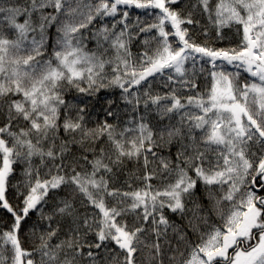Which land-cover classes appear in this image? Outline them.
Returning <instances> with one entry per match:
<instances>
[{
    "label": "snow or ice",
    "instance_id": "snow-or-ice-1",
    "mask_svg": "<svg viewBox=\"0 0 264 264\" xmlns=\"http://www.w3.org/2000/svg\"><path fill=\"white\" fill-rule=\"evenodd\" d=\"M120 6L124 10L115 19ZM185 7L183 0H99L95 4L90 0H25L23 4L20 0H0V115L7 120L0 126V210L11 216L10 221L0 218V228L6 227L0 232V264H84L85 260L89 264H136L134 254L139 251L140 237L148 232L149 223L156 236V242L148 245L153 253L149 264H163L160 237L166 236L167 229L171 227L176 234L177 251L187 239L186 231L171 225L164 211L167 208L180 212L183 217L185 199L193 198L188 227L198 231L196 221H206V217L198 215L204 208L194 198L201 182L222 226L214 227L206 239L201 234V243L192 248L186 259L181 253L179 264H264V0H218L215 9L211 0H197L193 5L207 14L221 39L220 30L225 26H242V41L236 48L218 49L192 40L185 25L198 22L191 11L185 15ZM132 8L144 10L145 15L153 16V22L137 16L129 23L127 9ZM97 17H112L114 22L111 27L103 24L86 37L84 30ZM21 18L23 22H19ZM53 27L54 35L50 34ZM153 31L156 35L144 41L146 49L134 59L131 40ZM170 37L177 41L175 45ZM89 39L95 41L92 50L84 43ZM50 41L52 54L44 60ZM152 42L155 48H151ZM197 55L203 63H211L213 69L207 99L188 96L184 103L176 87L160 95L153 94L149 85L140 93L142 82L166 71L169 74L165 87L176 84L195 89ZM189 61L191 69L186 67ZM225 63L243 69L255 81L241 85L239 72L215 70ZM109 67L110 78L106 71ZM65 82L97 102L102 89L118 87L121 99L133 112L141 103L145 109L154 106L160 125L166 117L171 119L173 114L182 112L183 115L178 125H162L158 132L144 122L143 116L139 123L135 117L126 121V125L134 127L117 131L118 123L107 119L115 117L119 122V116L111 109L114 101L105 97L106 119L89 127L91 102L70 106L62 95ZM15 96L22 99H13ZM192 105L202 114L185 111ZM21 118L30 126L13 131V122ZM61 128L67 139L60 138ZM196 129L204 133L199 140L194 135ZM130 133H135L131 139ZM105 136L107 141L101 144ZM177 140L175 164L167 157H159L160 169L176 175L175 181L163 190H153L149 183L135 191L111 187L106 177L125 157L139 161L143 156L142 179H153L154 172H149L148 167L158 157L154 149ZM73 146L78 154L71 151ZM212 146L220 149L215 161L206 156ZM35 157H39L41 165L53 162L55 174L49 169L46 175L50 178L42 180L40 166L33 165ZM57 160L60 162L55 163ZM21 161L25 165L23 179L13 185L14 165ZM85 166H90L91 171ZM225 185L227 191L217 198L212 189L219 186L223 192ZM61 187L66 188L65 195L55 199L46 214L42 205ZM10 189H15V204L9 197ZM77 196L85 197L98 209V219L86 214L81 217L75 205ZM107 198L116 199L117 203L109 206ZM225 201L230 205L227 213L221 206ZM33 211H38L39 219L25 236L35 238L39 231V243L26 249L20 233ZM129 213L136 214L139 226L129 227L126 220H121ZM43 221L48 222L47 226L39 228ZM54 221L56 227L52 226ZM63 223L67 224L64 238L53 243L60 236ZM84 230H95L97 243H87ZM108 240L125 253L122 261L107 249L101 261L99 250ZM171 259L177 260L175 256Z\"/></svg>",
    "mask_w": 264,
    "mask_h": 264
},
{
    "label": "trees",
    "instance_id": "trees-1",
    "mask_svg": "<svg viewBox=\"0 0 264 264\" xmlns=\"http://www.w3.org/2000/svg\"><path fill=\"white\" fill-rule=\"evenodd\" d=\"M15 2V0H13ZM25 0H20V3H24ZM91 3L95 4L98 3L99 0H90ZM218 2V0H211V7L215 9V5ZM197 4V0H183V5L185 7V15L188 11H191L193 13V19L194 21H197L198 23H194L193 25H185V27L188 28L191 39L194 40L197 44L200 45H207L209 47L213 48H236L240 45L242 41V26L231 24L228 26H225L222 28L221 35L222 39L218 37L217 35V29L216 27L209 21L208 16L206 13L202 11V8L200 7H193V5ZM181 5H178L179 7ZM121 11L118 12L115 19H119L121 16L122 11L124 10V6H120ZM130 12V19L129 23H133L136 20V17L139 16L140 19L147 20L148 23L153 22V16H147L145 15V11L142 9H127ZM46 11H52L51 9H47ZM158 12V10H153V13ZM19 22H23V18L20 19ZM112 17H97L94 19L92 24L89 25V27L84 30V35L86 37H90L91 34L96 31L98 28H100L103 24H107L109 27H111V24L113 23ZM168 30L171 31V26L168 25ZM118 30V29H117ZM139 31L138 29L136 30ZM207 32V34H205ZM55 33V27L50 29V34L54 35ZM12 33L9 32V37L12 38ZM156 35L155 31H153L151 34H140L139 36H134V38L130 42V50L133 54L134 59H138V56L141 52H143L146 48L144 47V41L146 39H149L151 36ZM31 38V37H30ZM172 43L176 42L173 37L169 38ZM52 42L50 41L46 45L45 54L43 56L44 60H48L51 57L52 54ZM85 45L88 50H92L95 48V41L93 40H85ZM110 55H114V53H110ZM186 67L188 69L192 68L191 61L186 63ZM203 67L204 71L201 72L200 68ZM229 70L230 68L226 66ZM106 71L109 74V78L111 77V68H106ZM240 71V70H239ZM242 76H239V79H241L242 83L247 82V79H250V77L246 74H243L241 71ZM191 76V72L189 73ZM167 74H160L156 75L155 77H151L148 79L147 82L142 83V85L139 87V91L141 94H143L144 90L151 85V91L153 94L159 93L160 95H165L166 93L170 92L172 87L178 88V95L181 97L182 102L187 103V97L193 96V97H202L204 99H207V95L211 90L212 86V79L210 76V65L209 63H203L199 56L197 55L196 59V75L194 77L195 82L197 84V87L195 89H190L187 87L181 88L179 85L171 84L169 87H165V84L168 83L167 81ZM63 98L65 101L70 105L79 106L82 102L88 103L91 102L90 112H91V122L89 123V127H94L97 122L103 121L106 119L104 108L108 107L104 103L105 97L112 99L114 103L111 105V109L117 113L119 116V122L116 120L115 117H107L108 122L112 124L118 123L117 131L122 130L125 126L128 127H134V125H126V121H128L130 118L135 117L137 119V123H139V117H144V122L149 124L150 127H152L157 132L159 131V128L162 125H168L171 123L172 125H178L179 124V117L178 115L173 114L171 116V119L165 118L162 122V125L158 124V121H160V116L154 106H149L147 109H145L144 104L141 103L139 106V109L136 112L132 111L131 106L125 105L123 100L121 99V90L118 87H111L107 89H102L98 93V97L100 98L99 102L96 101L93 97H89L86 94L79 93L75 87L67 85V82L64 84V88L62 91ZM13 99H22V96H15ZM192 106L187 107L186 109L190 108ZM63 115H64V109H61V123L63 122ZM72 115H75V112H72ZM6 117L4 115H0V126H3L4 123H6ZM29 122L24 121L22 118L19 120H16L13 122V131H19L20 128H28ZM135 133L128 134V138L131 139ZM194 135H196L197 140L200 139L204 133L200 129H196L194 131ZM60 138L61 139H67L68 137L65 136L63 129H60ZM107 141V137L105 136L100 143L105 144ZM59 143V140L57 141ZM47 147V145H45ZM179 148V142L174 141L172 144H164L162 147H157L154 149L158 153V157L156 160L149 164L148 171L154 172L153 179L150 181H144L142 177L145 175V169H144V161L143 156L140 157L139 161H137L136 158H123L122 164L119 166H116L113 168L112 174H109L106 178L109 179L110 185L112 188H118L121 191H135L137 189H143L145 187L146 183H149L152 185L153 190H163L165 187H167L168 184L172 183L176 179L175 173L169 174L168 172H164L160 169L159 166V157H167L171 159L173 164H175L177 151ZM109 150L110 146H109ZM71 151L74 154L77 153L76 146H73ZM98 151V149H97ZM211 152V151H210ZM212 153V152H211ZM206 156L208 159L213 160L214 158L209 154V151L206 153ZM93 157L91 154H89V160H91ZM149 159L152 160V157L149 156ZM215 161V160H213ZM60 161L57 160L55 163H59ZM51 161L46 162V165L40 164L39 157L33 158V165L34 166H40V178L43 179H49L50 176L46 175V173L49 172V169H51V174H55V168L52 167ZM83 163V162H82ZM25 167L24 163L17 162L14 165V176L12 178V184L15 185L17 182L21 181L23 179L22 177V170ZM85 168L88 171H91L90 166H85ZM78 171L82 169H77ZM192 174V173H190ZM131 185V187H129ZM216 194L217 198L224 195V193L227 191V185H225L223 192L220 190L219 186H216L212 189ZM66 188L61 187L58 190H55L50 194L49 200L47 204L42 205L44 212L47 214L52 204L55 202V199L59 197H63L65 195ZM9 197L11 199V202L13 204L16 203L15 199V189H10L9 191ZM194 198H198L199 203L203 206L204 211L198 213V215L202 218L206 217L205 219H200L196 221L199 225V230L196 232H193L190 227H188V220L192 218V212L188 211V209H191L193 207L192 199L193 198H186L185 204H186V211L182 217L180 212L173 213L167 208L164 211V215L169 221L171 225L178 226L181 229H184L187 233V239L184 242H181L179 244V250L177 251V237L176 234L173 232V229L169 227L167 229V234L162 235L160 237V244L163 249V264H179L180 261V255L183 253L184 258L186 259L190 254L192 248H194L197 244L201 243V234H205V239L207 238V234L210 233L214 227L222 226V221L217 216L216 212L212 210L211 204L207 197L205 196L204 192V185L203 183H199L195 193ZM107 203L109 206H112L117 203L116 199L113 198H107ZM130 203V201H129ZM76 208L79 210V213L81 217L86 214L90 218H96L98 219V209H94L83 196H77L75 201ZM222 208L227 213V210L229 209L230 205L228 202L222 203ZM142 213V209L140 210ZM0 218L3 220L10 221L11 216L7 214L5 211L0 210ZM39 219L38 211H33L29 214L27 223L24 225L20 235L22 240V245L26 249H31L35 247L36 244L39 243L38 235L39 231L37 232V237L35 238H26L25 234L28 232L29 227L36 222ZM158 219V217H157ZM121 220H126L129 227H132L133 225L139 226L136 224V214L135 213H129L125 217H122ZM142 222V221H141ZM47 221H43L39 228H43L47 226ZM53 227H56V222L54 221L52 224ZM67 224L63 223L61 225V233L60 236L57 239L53 240V243H56L58 239L64 238V229H66ZM148 232L144 233L140 237V243L138 244L139 251L135 253V262L136 264H149V259L153 255L148 245H151L156 242V236L155 233L151 231V224L149 223L147 225ZM6 230V227L0 228V232ZM87 231V230H84ZM160 231L163 233L164 228L161 225ZM87 243L95 244L97 243L96 236H95V230L93 231H87ZM105 249H107L112 255L117 256L119 260H123V257L125 255L124 252H122L118 246L115 244L114 241L108 240L104 242V247H102L99 252L101 255V261L103 262ZM95 251V249H93ZM87 251V249H85ZM10 254V253H9ZM173 256L177 258V260L171 259ZM38 258V257H37ZM109 260H111V256H109ZM84 264H89L87 260L84 261ZM153 264H158V262H153Z\"/></svg>",
    "mask_w": 264,
    "mask_h": 264
},
{
    "label": "rangeland",
    "instance_id": "rangeland-1",
    "mask_svg": "<svg viewBox=\"0 0 264 264\" xmlns=\"http://www.w3.org/2000/svg\"><path fill=\"white\" fill-rule=\"evenodd\" d=\"M121 11V10H120ZM119 30V29H118ZM153 36H155V35H153ZM152 37V36H151ZM151 37L148 39V40H151ZM177 43V41L176 42H174L173 44L175 45ZM151 48H155V42H152L151 43ZM145 48H146V45L144 46ZM218 64L220 63L219 61L217 62ZM209 65H210V73H211V71L213 70L212 69V65H211V63H209ZM226 66H228L230 69L228 70L227 69V67ZM216 71H221V70H223V71H225V72H231V73H236V72H239L240 73V76H242V74H241V71L243 72V74H246V75H248L249 77H250V79H247L246 81L248 82V83H252V82H254L255 81V78H252L248 73H246L243 69H238V68H236L235 67V65H227L226 63L224 64V66L221 68V67H217L216 69H215ZM240 70V71H239ZM162 74H164V73H162ZM165 74H169L167 71L165 72ZM158 75H160V74H158ZM211 76V75H210ZM151 78V77H150ZM149 79V78H148ZM240 80V83H241V85L242 84H244V83H242L241 82V79H239ZM256 82H258V81H256ZM142 83H144V82H142ZM185 111H187V112H189V113H191L192 115H201L202 113L200 112V110L198 109V108H196L194 105H192V107H190V108H188V109H185ZM180 115H183V112L180 114ZM180 115H178V117H179V119H180ZM214 118V117H213ZM246 119V118H245ZM212 153H211V152ZM209 151V154H211V156L214 158L213 160H215V157H216V153L218 152V151H220V149H217L215 146H212V149ZM221 163H222V161H221Z\"/></svg>",
    "mask_w": 264,
    "mask_h": 264
},
{
    "label": "flooded vegetation",
    "instance_id": "flooded-vegetation-1",
    "mask_svg": "<svg viewBox=\"0 0 264 264\" xmlns=\"http://www.w3.org/2000/svg\"><path fill=\"white\" fill-rule=\"evenodd\" d=\"M261 194H264V193H261ZM229 251H230V254H232V251H233V250L230 249Z\"/></svg>",
    "mask_w": 264,
    "mask_h": 264
}]
</instances>
